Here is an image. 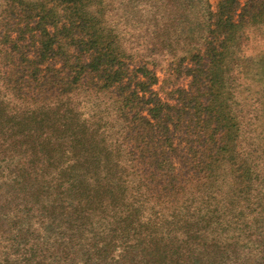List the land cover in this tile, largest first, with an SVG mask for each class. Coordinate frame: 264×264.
Masks as SVG:
<instances>
[{
  "label": "trees",
  "instance_id": "trees-1",
  "mask_svg": "<svg viewBox=\"0 0 264 264\" xmlns=\"http://www.w3.org/2000/svg\"><path fill=\"white\" fill-rule=\"evenodd\" d=\"M262 47L264 0H0V264H264Z\"/></svg>",
  "mask_w": 264,
  "mask_h": 264
},
{
  "label": "rangeland",
  "instance_id": "rangeland-1",
  "mask_svg": "<svg viewBox=\"0 0 264 264\" xmlns=\"http://www.w3.org/2000/svg\"><path fill=\"white\" fill-rule=\"evenodd\" d=\"M207 3H208V5H209V8H210L211 10H214L215 5H216V0H207ZM260 49H263V50H264V47H262V48H260ZM256 82H258V81H256Z\"/></svg>",
  "mask_w": 264,
  "mask_h": 264
}]
</instances>
